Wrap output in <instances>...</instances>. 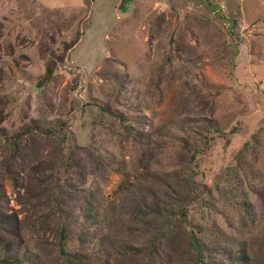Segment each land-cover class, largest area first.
I'll return each instance as SVG.
<instances>
[{
	"label": "rangeland",
	"instance_id": "rangeland-1",
	"mask_svg": "<svg viewBox=\"0 0 264 264\" xmlns=\"http://www.w3.org/2000/svg\"><path fill=\"white\" fill-rule=\"evenodd\" d=\"M121 2L0 0V264H264V0Z\"/></svg>",
	"mask_w": 264,
	"mask_h": 264
},
{
	"label": "trees",
	"instance_id": "trees-1",
	"mask_svg": "<svg viewBox=\"0 0 264 264\" xmlns=\"http://www.w3.org/2000/svg\"><path fill=\"white\" fill-rule=\"evenodd\" d=\"M132 0H122L120 7H124L128 4H130ZM80 38L77 36V38L72 41L70 44H67L64 47V54L63 56L68 53L69 51H72L76 47V45L79 43ZM64 58H61V61H63ZM107 111V109H103ZM110 114H114L112 111H108ZM120 119L124 120V118L121 116H118ZM220 129L218 127L211 128L210 130L207 129L206 133H201L198 130H191L186 131V134L179 136V146H180V153L178 155V162L181 166V171L183 174L186 175V178L188 180H191L193 175L195 174V164L198 160V157L201 155H204L207 153L211 146L216 142L217 136L220 134ZM26 134H30L29 131L25 132ZM22 138V134H17L16 138L14 139V144L17 145L18 141ZM165 203L162 200H157L152 202V204L146 205V211L141 205H138L137 207L133 208V211L131 213V216L135 219V221H145L146 218H149V221L151 218H159L161 219V222L163 221L165 223L166 216L162 213L163 209H165ZM145 219V220H144ZM146 222V221H145ZM62 238L65 239L63 232H62ZM190 245L195 250L200 249V245L196 238L193 236L190 240ZM8 248H5V251H7ZM63 253H65L64 249L62 250ZM4 255V254H3ZM7 256H4L3 259H0L3 261V263H7Z\"/></svg>",
	"mask_w": 264,
	"mask_h": 264
}]
</instances>
